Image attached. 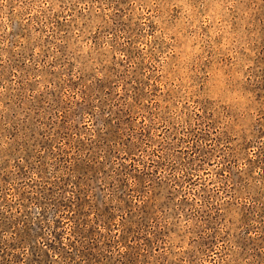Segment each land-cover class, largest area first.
<instances>
[{"label":"rangeland","instance_id":"374dc122","mask_svg":"<svg viewBox=\"0 0 264 264\" xmlns=\"http://www.w3.org/2000/svg\"><path fill=\"white\" fill-rule=\"evenodd\" d=\"M0 264H264V0H0Z\"/></svg>","mask_w":264,"mask_h":264}]
</instances>
